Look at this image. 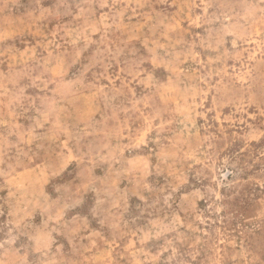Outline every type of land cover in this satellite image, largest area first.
Masks as SVG:
<instances>
[{
  "label": "rangeland",
  "instance_id": "374dc122",
  "mask_svg": "<svg viewBox=\"0 0 264 264\" xmlns=\"http://www.w3.org/2000/svg\"><path fill=\"white\" fill-rule=\"evenodd\" d=\"M0 264H264V0H0Z\"/></svg>",
  "mask_w": 264,
  "mask_h": 264
}]
</instances>
